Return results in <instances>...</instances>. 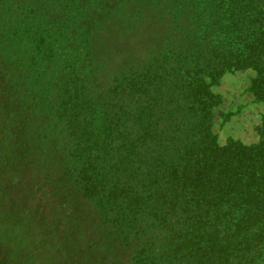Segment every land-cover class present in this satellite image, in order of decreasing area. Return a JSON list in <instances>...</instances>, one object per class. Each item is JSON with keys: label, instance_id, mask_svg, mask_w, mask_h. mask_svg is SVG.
Returning <instances> with one entry per match:
<instances>
[{"label": "rangeland", "instance_id": "374dc122", "mask_svg": "<svg viewBox=\"0 0 264 264\" xmlns=\"http://www.w3.org/2000/svg\"><path fill=\"white\" fill-rule=\"evenodd\" d=\"M159 3L170 7L168 0H0V264H190L166 252L153 227L129 228L127 244L125 233H101L106 205L86 192L91 143L75 124L77 115L83 120L74 105L81 96L116 102L114 111L123 102L125 122L96 161L107 170L124 162V145L142 152L139 116L153 96H190L184 58L198 39L164 25ZM252 78L250 69L220 74L197 94L221 145L258 141L263 111ZM259 250L247 264H264Z\"/></svg>", "mask_w": 264, "mask_h": 264}, {"label": "trees", "instance_id": "16d2710c", "mask_svg": "<svg viewBox=\"0 0 264 264\" xmlns=\"http://www.w3.org/2000/svg\"><path fill=\"white\" fill-rule=\"evenodd\" d=\"M168 2L163 11L164 3L155 7L163 13L161 22L171 21L173 28L198 39L184 58L189 68L183 76L193 85L190 96H153L151 107L139 116L146 129L142 152L124 145V162L107 170L97 162L125 122L123 102L114 111L116 102L107 99L75 100V111L83 116L77 115L75 124L93 156L83 171L86 192L106 205L100 217L104 236L118 239L125 233V244L131 241L129 228L142 233L153 227L158 233L153 236L164 240L176 261L247 264L256 248L264 254V0ZM142 24L148 26L147 18ZM244 69L253 74L250 90L263 111L258 141L221 145L205 127L209 114L200 113L197 94L220 74ZM93 121L99 124L95 129L89 126ZM129 162L141 164L134 169Z\"/></svg>", "mask_w": 264, "mask_h": 264}]
</instances>
